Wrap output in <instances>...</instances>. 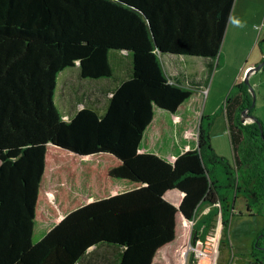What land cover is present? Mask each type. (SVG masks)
Returning a JSON list of instances; mask_svg holds the SVG:
<instances>
[{
  "label": "trees",
  "instance_id": "trees-1",
  "mask_svg": "<svg viewBox=\"0 0 264 264\" xmlns=\"http://www.w3.org/2000/svg\"><path fill=\"white\" fill-rule=\"evenodd\" d=\"M234 3L0 0V264H77L94 246L116 249L115 264H154L180 215L195 246L221 217L217 264L235 259L237 200L264 216V137L241 121L253 94L242 82L227 98L232 163L213 147L205 89L171 82L159 53L206 57L212 72ZM70 67L116 84L65 118L55 95ZM251 255L264 264V230Z\"/></svg>",
  "mask_w": 264,
  "mask_h": 264
},
{
  "label": "rangeland",
  "instance_id": "rangeland-1",
  "mask_svg": "<svg viewBox=\"0 0 264 264\" xmlns=\"http://www.w3.org/2000/svg\"><path fill=\"white\" fill-rule=\"evenodd\" d=\"M231 18L238 19L243 26L238 27L229 21L221 47V55L217 60L219 65L212 72L205 64V59L202 58L172 57L163 54H160V58L165 73L173 80L180 79L179 74L181 77L188 68L203 79L201 83L205 84L207 91H205L203 106L200 110L206 115L214 116L210 128L213 147L217 153L235 163L225 108L228 96L238 90L237 85L246 82L250 69L257 61H259L257 65L264 61L259 60L260 49L264 47V0H235ZM118 54L119 71L117 73L121 74L128 71L127 67L131 63V57L127 56L125 51L118 52ZM114 59L112 56L115 65ZM115 80L116 77L100 81L82 79L77 67L67 68L58 77V88L55 95V102L60 113L68 118V115L82 108L86 103L92 102L98 96L94 92L96 89L107 102L110 96L107 94V89L115 86ZM250 82L252 83L253 80L250 79ZM262 102V97L258 99L257 96V107L255 106L256 109L254 108L253 112L261 111ZM100 110L103 111V108ZM169 115L168 119L171 117ZM167 197L179 204L183 195L179 190L174 189L169 191ZM246 200L243 197L237 200V214L231 221L229 236L236 255L230 264H252L251 252L257 248V241L264 230V216L262 214L250 215L247 212ZM258 211H264V207H260ZM192 228L193 221L180 215L175 241L157 253L155 264H188L192 252L196 254L200 264H217L220 258L219 243L223 232L221 217L218 218L217 226L209 236L208 246L202 241L196 246L192 243Z\"/></svg>",
  "mask_w": 264,
  "mask_h": 264
},
{
  "label": "crops",
  "instance_id": "crops-1",
  "mask_svg": "<svg viewBox=\"0 0 264 264\" xmlns=\"http://www.w3.org/2000/svg\"><path fill=\"white\" fill-rule=\"evenodd\" d=\"M163 55H169V56H172V57L173 56H184V57L186 56V57H190V58H194V57H196V58H202V59H205V64L207 66H208V62L210 61V59H207L206 57H200V56L174 55V54H169V53H166V54H163ZM259 60H264V47L263 46L260 49ZM258 62L259 61H257L255 63V65L253 66V68L256 67V65H257ZM262 74H264V70L263 69L261 71L252 73L251 76H250V79L253 80L252 84H253V86L256 89V93H257L258 99L260 97H262V101L263 102L261 104L264 105V76ZM168 77H169V80L171 82H173V83L183 84L185 86L192 87V88H201V89H205L206 88L205 84L203 85L201 83V81L203 79L200 78V76H197L195 73H192L189 70V68L184 71V73H183V75H181V77H180V74H179L178 78H180L181 80L180 79L177 80V78L173 80L169 75H168ZM182 78H184L185 81ZM249 90L251 92V89L250 88H249ZM205 91H207V89H205ZM94 92L97 93L99 91H97V89H96ZM256 99H257V97H256ZM255 106L257 107V105H255ZM255 106L253 108H255ZM262 106L260 107V109H261L260 112H257L256 111V112H253L252 114L258 116L264 122V111H263L264 110V107H262ZM250 113H251V111H250ZM244 117L246 119H245V122L242 121L243 123H250V122H252L250 119L247 118L246 113L244 114ZM65 118H66V116H65ZM242 118H243V115H242V112H241V119ZM226 119H227V123H228V126H229V119H228L227 113H226ZM182 195L184 196L183 193H182ZM88 252L89 253L86 255V257L84 259H82L77 264H115V262H116V255H117L116 254V249H114L111 246H102V247L94 246V247L90 248ZM154 264H155V262H154Z\"/></svg>",
  "mask_w": 264,
  "mask_h": 264
},
{
  "label": "water",
  "instance_id": "water-1",
  "mask_svg": "<svg viewBox=\"0 0 264 264\" xmlns=\"http://www.w3.org/2000/svg\"><path fill=\"white\" fill-rule=\"evenodd\" d=\"M159 53L160 54H166V53H163L162 51H160ZM263 68H264V61L261 64L257 65L256 67L250 69V71L248 72V76H247L248 78H247L245 83L251 89V92L253 94V103H252L251 107H247L246 109H244L242 111V115H243L242 121L245 122L246 118L244 117V114L246 113L248 119H250L252 122H257L259 124V126L261 128L262 136L264 137V128H263L264 125H263L262 121L259 119L258 116L250 113L251 108L256 105V97H257L256 89L253 86V84L250 82V76L252 73L261 71Z\"/></svg>",
  "mask_w": 264,
  "mask_h": 264
},
{
  "label": "clouds",
  "instance_id": "clouds-1",
  "mask_svg": "<svg viewBox=\"0 0 264 264\" xmlns=\"http://www.w3.org/2000/svg\"><path fill=\"white\" fill-rule=\"evenodd\" d=\"M230 21L233 24H235L236 26H238V27H242L243 26L242 23L238 19H233V18L230 17Z\"/></svg>",
  "mask_w": 264,
  "mask_h": 264
},
{
  "label": "built area",
  "instance_id": "built-area-1",
  "mask_svg": "<svg viewBox=\"0 0 264 264\" xmlns=\"http://www.w3.org/2000/svg\"><path fill=\"white\" fill-rule=\"evenodd\" d=\"M198 258V257H197ZM199 261V260H198ZM197 264H200L199 262Z\"/></svg>",
  "mask_w": 264,
  "mask_h": 264
}]
</instances>
